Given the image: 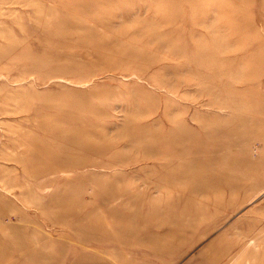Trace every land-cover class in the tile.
Returning <instances> with one entry per match:
<instances>
[{"label": "rangeland", "instance_id": "374dc122", "mask_svg": "<svg viewBox=\"0 0 264 264\" xmlns=\"http://www.w3.org/2000/svg\"><path fill=\"white\" fill-rule=\"evenodd\" d=\"M263 159L264 0H0V264H264Z\"/></svg>", "mask_w": 264, "mask_h": 264}, {"label": "bare ground", "instance_id": "6f19581e", "mask_svg": "<svg viewBox=\"0 0 264 264\" xmlns=\"http://www.w3.org/2000/svg\"><path fill=\"white\" fill-rule=\"evenodd\" d=\"M242 167H239L238 165H235V163H231L228 164L226 166L225 169L223 168H219L214 172H211L207 175V179H208V183L207 184H203L199 187L196 186V188L194 187V190H192L194 193V195L200 196V199H207L209 200V193H214L219 191L220 189H222L221 192H225L228 195H235V193L239 192L242 189H245L247 187V185L253 181H255V179L259 176V173L261 171H264V159L260 160L259 163L257 164H253L252 166H250L249 169L246 170H241ZM231 170L235 171V173L231 174ZM239 171V172H238ZM241 171V172H240ZM237 172V173H236ZM185 173V172H184ZM186 174V173H185ZM184 174V175H185ZM183 175V173H182ZM195 178H199L200 173H195ZM181 178V177H179ZM192 178V177H191ZM184 179V178H183ZM187 180V178H185ZM195 180V179H194ZM187 183V182H186ZM202 194L207 195L208 197L202 198ZM219 194V193H218ZM217 194V196H218ZM225 194V195H226ZM222 195V194H221ZM220 195V197H221ZM223 196V195H222ZM212 197V196H211ZM219 197V196H218ZM219 197V198H220ZM234 197V196H233ZM218 198V199H219ZM222 199V198H221ZM220 199V200H221ZM216 200V199H215ZM194 203V200L192 201ZM196 202V201H195ZM215 202V201H214ZM210 204V203H209ZM199 205V204H198ZM213 205V204H212ZM194 206V205H193ZM202 206V205H201ZM208 206V205H207ZM216 206V205H215ZM214 206V207H215ZM195 207V206H194ZM199 208V206H198ZM200 209V208H199ZM188 213V212H187ZM182 214V213H181ZM187 215V214H186ZM197 216V215H196ZM199 216H202L199 214ZM194 218V217H193ZM198 218V217H197ZM195 220V219H194ZM176 223V222H175ZM260 223V222H259ZM245 224V225H244ZM253 224H256L255 221L253 220V222H250L248 220V223H243L238 231H236L237 233V237L238 240L236 241H232L229 245L228 248V254H231L236 248H238L241 245H252V247H257L259 245V243L261 241H259L258 239H254L250 238V234L253 233V228L250 229L252 227ZM183 225V224H182ZM259 225V224H258ZM244 226V227H243ZM250 227V228H248ZM239 228V226H238ZM237 228V229H238ZM248 228V229H246ZM235 229V228H234ZM246 229V230H245ZM181 231V230H180ZM233 232V231H232ZM181 235V233H180ZM224 235V234H223ZM174 238V236H173ZM172 238V239H173ZM171 239V241H172ZM170 241V240H169ZM167 241V242H169ZM176 241V240H175ZM182 241V240H181ZM161 243V242H158ZM172 243V242H171ZM156 244V243H155ZM158 245V244H157ZM161 245V244H160ZM164 245V244H163ZM157 248V247H154ZM172 248V247H171ZM170 248V249H171ZM169 249V248H168ZM245 249V248H244ZM154 251V250H153ZM158 252V251H157ZM156 253V252H155ZM227 254V255H228ZM240 255V254H239ZM236 256V255H235ZM237 258V257H236ZM235 258V260H236ZM233 261V260H231ZM251 261V260H250ZM229 263V262H228Z\"/></svg>", "mask_w": 264, "mask_h": 264}]
</instances>
